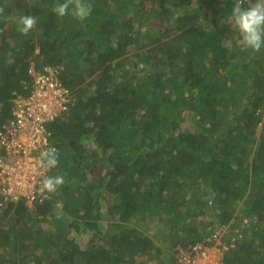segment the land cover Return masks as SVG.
<instances>
[{
    "label": "trees",
    "instance_id": "obj_1",
    "mask_svg": "<svg viewBox=\"0 0 264 264\" xmlns=\"http://www.w3.org/2000/svg\"><path fill=\"white\" fill-rule=\"evenodd\" d=\"M62 2L0 0V125L32 59L72 98L47 126L64 183L0 206V264H183L235 217L223 264H264V48L235 51L236 0H86L83 21Z\"/></svg>",
    "mask_w": 264,
    "mask_h": 264
},
{
    "label": "built area",
    "instance_id": "obj_2",
    "mask_svg": "<svg viewBox=\"0 0 264 264\" xmlns=\"http://www.w3.org/2000/svg\"><path fill=\"white\" fill-rule=\"evenodd\" d=\"M28 74L32 77L27 85L30 93L13 100L11 117L0 125V206L22 197L31 206L36 199L48 196L41 191V180L49 176L50 169L40 168L38 159L42 151L55 148L47 126L67 112L72 103L71 92L60 81L57 68L37 70L32 65ZM217 236L218 232L213 239ZM204 246L196 244L192 254H198Z\"/></svg>",
    "mask_w": 264,
    "mask_h": 264
},
{
    "label": "clouds",
    "instance_id": "obj_3",
    "mask_svg": "<svg viewBox=\"0 0 264 264\" xmlns=\"http://www.w3.org/2000/svg\"><path fill=\"white\" fill-rule=\"evenodd\" d=\"M242 5L243 0H236V3L231 9L228 21L238 33L239 43L242 47L244 49H251L253 52H259L264 48V0H254L248 7H243ZM91 10V4L86 3V0H63L62 3H57L52 7V12L57 17L70 15L80 21L85 20L91 14ZM3 11L4 9L0 8V13H3ZM36 24V17L24 15L17 21V30L21 35H27ZM38 165L43 169L55 168L58 165L56 149L50 148L42 151L38 159ZM63 183V176H46L41 180V191L53 193ZM217 232L219 236L221 231ZM217 232L213 233L209 239L211 242L215 241L213 236ZM202 244L206 245V243ZM232 244L230 245L232 247L230 250L235 248ZM195 245L192 244L191 247Z\"/></svg>",
    "mask_w": 264,
    "mask_h": 264
},
{
    "label": "rangeland",
    "instance_id": "obj_4",
    "mask_svg": "<svg viewBox=\"0 0 264 264\" xmlns=\"http://www.w3.org/2000/svg\"><path fill=\"white\" fill-rule=\"evenodd\" d=\"M209 9L204 10L203 12H201V15H204L206 13L210 14V12H207ZM158 28V27H157ZM237 50L243 51L242 49V45L239 43V46L237 47ZM190 123H186L183 127L186 128V126H188ZM207 218V217H206ZM211 220V219H210ZM239 220V217H235L234 219H232V221L229 223V226H232L234 224H237ZM158 222V221H157ZM153 223L151 225V234L152 235H157L160 236L159 240H162L163 237H166L167 243L172 245V239H171V235L172 233H169V228L171 227L170 225H160L158 223ZM244 224H247L248 219L244 218ZM229 226H227V228H223L222 230H220V234L219 236H217V238L215 239V241L209 242V244H206L202 250H199V253L196 255L192 254V250H191V245L187 247V249H181L180 247L177 248V250L179 249L182 253V260H184V262H187L188 264H223L224 258L226 256V253H228V251L232 248L230 245H228L227 243V239H229L232 236V230L231 228H229ZM158 228L165 229L163 232H161L160 234H158V232L160 231ZM162 234V235H161ZM182 235V233H180ZM162 236V237H161ZM233 237V236H232ZM160 244L162 243L161 241H159ZM232 244V243H231ZM232 246H235V243L233 241ZM204 253V255H203Z\"/></svg>",
    "mask_w": 264,
    "mask_h": 264
},
{
    "label": "crops",
    "instance_id": "obj_5",
    "mask_svg": "<svg viewBox=\"0 0 264 264\" xmlns=\"http://www.w3.org/2000/svg\"><path fill=\"white\" fill-rule=\"evenodd\" d=\"M37 52H39V49H37ZM36 54H37V53H36ZM32 65L36 68V61H35V59H32V60L30 61V66H32ZM42 68H44V67H41V69H42ZM36 69H37V68H36ZM41 69H38V70H41ZM30 82H31V81H30ZM28 84H29V82L26 84V86H27ZM178 247H179V246H178ZM178 247H177V248H178ZM177 248H176V249H177ZM180 248L183 249L181 246H180ZM185 249H186V248H185ZM178 250H179V249H178ZM180 253H182V252L179 250V254H180ZM177 257H178V255H177ZM178 258L181 259L180 256H179ZM178 258H177V260H178ZM182 262H183V260H182ZM183 264H186V263L183 262Z\"/></svg>",
    "mask_w": 264,
    "mask_h": 264
}]
</instances>
